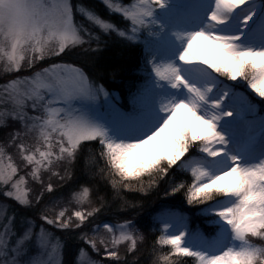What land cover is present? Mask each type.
I'll list each match as a JSON object with an SVG mask.
<instances>
[{"label": "snow or ice", "instance_id": "obj_1", "mask_svg": "<svg viewBox=\"0 0 264 264\" xmlns=\"http://www.w3.org/2000/svg\"><path fill=\"white\" fill-rule=\"evenodd\" d=\"M102 3L0 0V264H139L161 191L151 264H264V0ZM102 35L126 69L55 62Z\"/></svg>", "mask_w": 264, "mask_h": 264}, {"label": "trees", "instance_id": "obj_2", "mask_svg": "<svg viewBox=\"0 0 264 264\" xmlns=\"http://www.w3.org/2000/svg\"><path fill=\"white\" fill-rule=\"evenodd\" d=\"M78 2L86 3L87 5L90 6V8L93 11H96V13L100 15L102 18L108 19L110 20V22H113L116 25L121 24V20L120 19L117 20L116 15L106 12L105 8H103L104 6H102L96 0H79ZM102 38L107 40L109 43H108L107 48H104V50L101 51L98 57L96 58L95 67H93L91 64L85 61L84 57L80 54L79 49H73L71 54L65 55L63 56L62 59H57V60L63 61V62H70L71 64H74L76 66L82 65L81 63H83L82 66L86 67L84 68L87 72L89 71V75L90 74L91 75H103L105 79H108L110 77V69L112 67H121L125 69L127 68L128 65H127V61L125 58L132 57L134 55L135 50L121 48L117 43L113 42L116 39L115 36L113 37L104 36ZM93 47H96V46L93 45ZM101 47L103 48V45H101ZM118 77H119V73H118ZM106 86L109 87L110 89L112 88L111 85H106ZM3 135H4V131L1 129L0 138H2ZM85 151L87 152V149ZM107 190L109 193L111 192L110 186L108 187ZM126 195L128 196V199L130 201L137 204L138 214L129 213V216L130 217L134 216V218L137 220L138 226L141 228L144 234L149 237L148 247L142 249L141 253L138 254L139 264H151V259H152L151 252H150V245H151V238H152V233L150 230L151 217L162 206L167 205V206L174 208L173 204L176 203L177 201H182L181 203L184 208L185 203L183 202V197L180 194H177L171 197H166L163 191H161L158 194L153 193L152 195L148 196L146 199H140V197L143 194H139V193H126ZM172 199H175V200L173 201ZM141 204H142V207H140ZM154 204L157 205L155 209L152 207ZM121 252H123V248L121 249ZM171 259L175 260V259H184V258L173 256L171 257Z\"/></svg>", "mask_w": 264, "mask_h": 264}, {"label": "rangeland", "instance_id": "obj_3", "mask_svg": "<svg viewBox=\"0 0 264 264\" xmlns=\"http://www.w3.org/2000/svg\"><path fill=\"white\" fill-rule=\"evenodd\" d=\"M78 1H79V0H72L73 4L79 3ZM96 1L99 2L102 6H104L103 3H102V0H96ZM113 2H114V3H119L120 0H113ZM103 8H105L106 12H109V11L106 9L105 6H104ZM118 16H119V15H118ZM119 17H120V16H119ZM75 20H76L77 23L83 22L85 25L88 24V21L86 20V18L83 17L80 13H76V15H75ZM96 32L99 34V30H98V29H96ZM104 36H106V35H102V37H104ZM206 53H207V55H206L207 58H209V59L213 58L211 52L206 51ZM198 54H199V52H198ZM55 62H57V63H67V64H71L70 62H63V61H58V60H56ZM81 64L83 65V63H81ZM82 65H79V67L84 68L85 66L83 67ZM45 66H48V65L46 64ZM85 68H86V67H85ZM85 68H84V70H85ZM0 70H2V69H0ZM85 71H86V70H85ZM88 73H89V71H88ZM90 75H91V74H90ZM0 131H1V129H0ZM172 200L174 201L175 199H172ZM0 201H3V197H2V196H0ZM181 202H182V201H177L176 203H174V204H173V205H174V208H183V205H182ZM183 202H184V201H183ZM7 203L13 205L14 207H18V206L15 204V202H13V201H7ZM156 206H157V205L154 204L152 207L155 209ZM154 209H153V210H154ZM105 218H106V219H112L111 215H108V214H106ZM58 235H59V233H58ZM65 258H66V257H65Z\"/></svg>", "mask_w": 264, "mask_h": 264}, {"label": "bare ground", "instance_id": "obj_4", "mask_svg": "<svg viewBox=\"0 0 264 264\" xmlns=\"http://www.w3.org/2000/svg\"><path fill=\"white\" fill-rule=\"evenodd\" d=\"M200 47H201V46L199 45V43H198L197 45L194 46V48H196L197 52H199ZM203 55H204V56L207 55L206 51L203 53Z\"/></svg>", "mask_w": 264, "mask_h": 264}]
</instances>
